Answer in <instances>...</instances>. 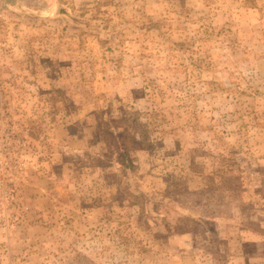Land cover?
Segmentation results:
<instances>
[{"label": "rangeland", "instance_id": "rangeland-1", "mask_svg": "<svg viewBox=\"0 0 264 264\" xmlns=\"http://www.w3.org/2000/svg\"><path fill=\"white\" fill-rule=\"evenodd\" d=\"M0 264H264V0H0Z\"/></svg>", "mask_w": 264, "mask_h": 264}]
</instances>
